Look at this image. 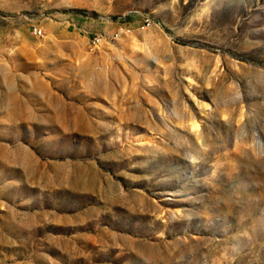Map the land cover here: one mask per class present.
Returning a JSON list of instances; mask_svg holds the SVG:
<instances>
[{"label":"rangeland","instance_id":"374dc122","mask_svg":"<svg viewBox=\"0 0 264 264\" xmlns=\"http://www.w3.org/2000/svg\"><path fill=\"white\" fill-rule=\"evenodd\" d=\"M0 264H264V0H0Z\"/></svg>","mask_w":264,"mask_h":264}]
</instances>
